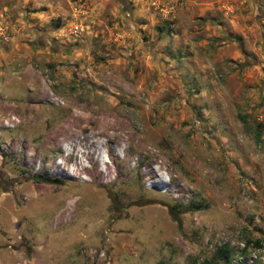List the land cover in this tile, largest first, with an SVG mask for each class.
Returning <instances> with one entry per match:
<instances>
[{"label":"rangeland","instance_id":"obj_1","mask_svg":"<svg viewBox=\"0 0 264 264\" xmlns=\"http://www.w3.org/2000/svg\"><path fill=\"white\" fill-rule=\"evenodd\" d=\"M0 264H264V0H0Z\"/></svg>","mask_w":264,"mask_h":264},{"label":"trees","instance_id":"obj_2","mask_svg":"<svg viewBox=\"0 0 264 264\" xmlns=\"http://www.w3.org/2000/svg\"><path fill=\"white\" fill-rule=\"evenodd\" d=\"M41 181L48 182V183H58L57 179L50 178V177H38ZM174 220H177L176 218L173 217ZM255 245H258V240L254 241ZM223 251V250H222ZM225 253V252H224Z\"/></svg>","mask_w":264,"mask_h":264}]
</instances>
